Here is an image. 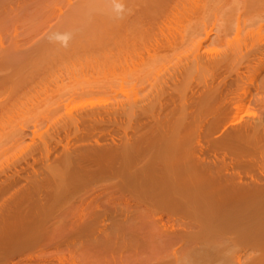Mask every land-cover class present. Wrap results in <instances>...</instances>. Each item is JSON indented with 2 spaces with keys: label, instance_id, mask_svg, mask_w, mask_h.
<instances>
[{
  "label": "bare ground",
  "instance_id": "obj_1",
  "mask_svg": "<svg viewBox=\"0 0 264 264\" xmlns=\"http://www.w3.org/2000/svg\"><path fill=\"white\" fill-rule=\"evenodd\" d=\"M89 57L102 76L55 89L37 76ZM90 95L110 101L68 108ZM34 100L48 107L0 139V160L27 129L61 130L44 157L0 169V198L51 156L59 174L0 207V264H95L105 250V264H264V0H0V117ZM90 184L54 211L48 188Z\"/></svg>",
  "mask_w": 264,
  "mask_h": 264
},
{
  "label": "rangeland",
  "instance_id": "obj_2",
  "mask_svg": "<svg viewBox=\"0 0 264 264\" xmlns=\"http://www.w3.org/2000/svg\"><path fill=\"white\" fill-rule=\"evenodd\" d=\"M10 2V1H9ZM55 21L57 19H54ZM31 24H29L27 27H23L21 30H19L23 34H28L34 31L35 29L30 27ZM11 37L6 39V45H11ZM90 60H86L84 58H76L69 61H59L54 62L53 66L49 68L44 74H38L37 76H44L41 83L43 85H46L47 87L51 89H55L57 82L59 85H63L66 83H69V78L71 76H102V74H99L98 72L102 71L103 64L105 62V59L102 58L99 60V62H95V60L92 59V57H89ZM120 97H122L120 95ZM110 101V98L105 96H97V95H90V96H82L78 97L76 96L70 103L69 109H72L73 111H80L84 108L89 107L92 104H97L99 102H105ZM34 103V104H33ZM33 106H30L29 104L26 107L16 109L19 107H14L11 111H9L7 114H4L0 117V139L4 137L5 135H8V141H9V133L13 131V128L19 127H25V128H33L34 123L33 116L37 112V109L39 108H47L48 106H42L40 105L36 106L38 102L36 100L32 101ZM42 108V109H43ZM40 109V111H42ZM64 111H66L64 109ZM64 113V112H63ZM20 124V125H19ZM108 126H112L114 124H107ZM50 128H48L47 125L40 126L39 132L43 135L36 136L32 138L31 130L27 129L26 133L28 136L24 140L22 144L17 145L14 149H10L9 153L4 156L2 160H0V169L5 168L10 174L13 173L14 169L17 168L19 165L26 166V163H31L33 161V158H42L44 157L43 151H42V142L44 141H50L49 138H51L57 130H61L59 127L52 128L53 126L49 125ZM12 147V144H11ZM50 159V160H49ZM47 163L43 165V162H39L37 166H35V169L37 170V173H41L39 177L36 179H39L43 183L40 185L41 188L46 185L48 182L55 181L57 177L55 174H59L58 170L55 166V160L54 156H51L49 158ZM54 166V167H53ZM32 169H28L25 172L22 173V175L25 176L24 179L21 180V183L12 188L9 189L8 192L0 198V207L6 204L9 201V198L11 196L16 195V192H20L19 190H25L27 192H31L30 189L33 188V186L38 182L35 179V176L31 174ZM48 185V184H47ZM49 186V185H48ZM52 188H48L46 191H59L60 193L57 195V197L53 198L54 203V211H67L72 205H78L80 203L79 199L76 200L75 198L80 197H87L93 192V184L90 185H80L77 188H71L66 189L65 191H62V189H54V185L51 186ZM42 193V192H41ZM74 199V204L71 203V201ZM25 207L31 206L30 203L25 204ZM3 208H5L3 206ZM6 214V211H4ZM5 214H2L0 212V220L4 217ZM101 235V234H100ZM94 236V235H93ZM78 238H81L84 240V244L80 247V249H73V253L76 255H82L84 251L86 250V241L87 239L92 238L91 233H84L82 236H76ZM132 250H128L125 253L121 254V257H131L133 256ZM25 253H23L21 256L17 255L15 256V259L18 260L24 256ZM111 250H105V252H96V258L99 260V262L95 264H105L107 259H111ZM118 257V255H117ZM111 262V260H110ZM118 262V260H117Z\"/></svg>",
  "mask_w": 264,
  "mask_h": 264
},
{
  "label": "clouds",
  "instance_id": "obj_3",
  "mask_svg": "<svg viewBox=\"0 0 264 264\" xmlns=\"http://www.w3.org/2000/svg\"><path fill=\"white\" fill-rule=\"evenodd\" d=\"M58 40H60L65 46H67L68 40L70 39V36L65 34L62 36H57L56 37Z\"/></svg>",
  "mask_w": 264,
  "mask_h": 264
}]
</instances>
